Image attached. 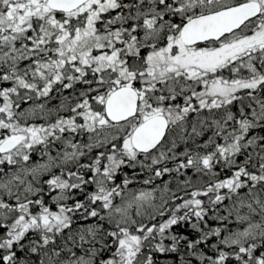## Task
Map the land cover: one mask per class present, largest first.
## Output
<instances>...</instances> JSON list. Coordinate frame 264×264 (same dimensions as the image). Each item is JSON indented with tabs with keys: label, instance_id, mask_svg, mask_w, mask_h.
I'll use <instances>...</instances> for the list:
<instances>
[{
	"label": "snow or ice",
	"instance_id": "obj_1",
	"mask_svg": "<svg viewBox=\"0 0 264 264\" xmlns=\"http://www.w3.org/2000/svg\"><path fill=\"white\" fill-rule=\"evenodd\" d=\"M0 264H264V0H0Z\"/></svg>",
	"mask_w": 264,
	"mask_h": 264
},
{
	"label": "trees",
	"instance_id": "obj_2",
	"mask_svg": "<svg viewBox=\"0 0 264 264\" xmlns=\"http://www.w3.org/2000/svg\"><path fill=\"white\" fill-rule=\"evenodd\" d=\"M167 178V177H166Z\"/></svg>",
	"mask_w": 264,
	"mask_h": 264
}]
</instances>
